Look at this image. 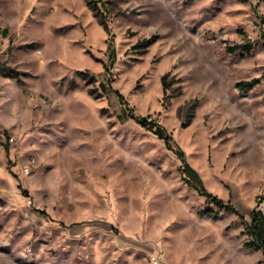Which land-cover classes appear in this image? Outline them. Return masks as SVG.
Returning a JSON list of instances; mask_svg holds the SVG:
<instances>
[{"label": "rangeland", "instance_id": "rangeland-1", "mask_svg": "<svg viewBox=\"0 0 264 264\" xmlns=\"http://www.w3.org/2000/svg\"><path fill=\"white\" fill-rule=\"evenodd\" d=\"M90 1L0 0V264H264V0Z\"/></svg>", "mask_w": 264, "mask_h": 264}, {"label": "trees", "instance_id": "trees-1", "mask_svg": "<svg viewBox=\"0 0 264 264\" xmlns=\"http://www.w3.org/2000/svg\"><path fill=\"white\" fill-rule=\"evenodd\" d=\"M96 2H97L96 0H91L89 2V7L93 10V12L96 14V16H98L97 13H98V9L99 8H98V5H97ZM100 23L104 27L105 30L108 29V27H107V25H106V23L104 21H101ZM245 49L250 50L251 48L250 47H245ZM230 50L232 52L235 51V49H232V48ZM262 78L264 79V75L262 76ZM259 83H260V80H254L252 82H240V83H238L237 88L241 92H246V91L252 89V87H254L255 85H257ZM133 118H135L136 121L139 124H141L143 127L154 131V133L159 138H162V139L165 138L166 140L170 139V137L168 136V133L165 131L164 128L160 127L159 125H157L154 122H149V117L139 118V117L133 116ZM7 151H8V149H7ZM205 195H206L208 201L216 204L219 208H222V209L226 210L227 212L234 213L237 216H239L241 220H245L244 216L240 212H238V210L232 204H226L222 200H220V199H218L216 197H213L212 195H210L208 193H206ZM211 211H212V209H207L206 212L209 214ZM250 217H251V223H245V224L247 226L248 232L253 237V241L251 243H248L247 246H249V247H259L260 249L263 250V254H264V245H263V243L255 242V239L256 240L258 239L257 236L261 232L260 230H261V225H262V222H263V217H262L261 213L256 212V211H253L250 214Z\"/></svg>", "mask_w": 264, "mask_h": 264}, {"label": "built area", "instance_id": "built-area-1", "mask_svg": "<svg viewBox=\"0 0 264 264\" xmlns=\"http://www.w3.org/2000/svg\"><path fill=\"white\" fill-rule=\"evenodd\" d=\"M149 122H154V123H156V124H157V122H156V121H154V120H150V119H149ZM153 264H160V262L158 261V259H157V258H154V259H153Z\"/></svg>", "mask_w": 264, "mask_h": 264}]
</instances>
